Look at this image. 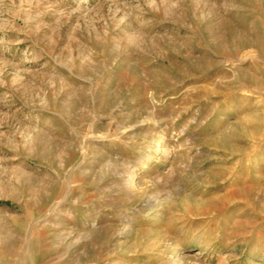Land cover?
Instances as JSON below:
<instances>
[{"label": "rangeland", "instance_id": "obj_1", "mask_svg": "<svg viewBox=\"0 0 264 264\" xmlns=\"http://www.w3.org/2000/svg\"><path fill=\"white\" fill-rule=\"evenodd\" d=\"M0 264H264V0H0Z\"/></svg>", "mask_w": 264, "mask_h": 264}]
</instances>
